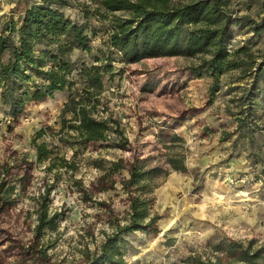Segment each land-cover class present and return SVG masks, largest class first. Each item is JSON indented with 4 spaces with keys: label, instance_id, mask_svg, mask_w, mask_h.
Returning <instances> with one entry per match:
<instances>
[{
    "label": "rangeland",
    "instance_id": "1",
    "mask_svg": "<svg viewBox=\"0 0 264 264\" xmlns=\"http://www.w3.org/2000/svg\"><path fill=\"white\" fill-rule=\"evenodd\" d=\"M35 1L0 0V28ZM70 2L74 7L62 11L86 25L90 46L70 54L81 62L68 75L73 85L28 101L16 116L0 100V264H190V256L223 257L231 242L253 240L252 249L264 248V99L245 96L252 67L264 55V28L253 30L264 18V0H230L235 21L227 47H243L249 56L216 80L197 68V56L124 61L108 36L110 16L128 13L100 19L92 14L97 0ZM243 15L248 18L238 21ZM92 65L102 82L92 116L110 119L111 127L99 141L76 135L69 110L73 89L91 108L81 90L83 71ZM257 86H264L262 77ZM33 140L46 144L47 159L37 160ZM178 158L184 169H170L168 161ZM137 160L144 170L158 169L145 194L157 231L120 235V255L98 262L111 224L124 223L136 194L123 183ZM43 212L51 222L38 228ZM259 261L264 264V253Z\"/></svg>",
    "mask_w": 264,
    "mask_h": 264
},
{
    "label": "trees",
    "instance_id": "2",
    "mask_svg": "<svg viewBox=\"0 0 264 264\" xmlns=\"http://www.w3.org/2000/svg\"><path fill=\"white\" fill-rule=\"evenodd\" d=\"M229 4L230 0H187L177 4L170 0H97L92 14L100 19H109V13L114 11L128 13L123 18L110 16L112 29L108 36L109 46L117 48L124 61L136 62L155 56H197L200 59L197 68L204 67L205 72L216 80L226 71L241 68L244 63L241 56H249L243 47L232 50L227 47L231 24L235 21ZM65 7L74 6L70 0H38L27 5L16 19L9 17L0 28V100L11 116L22 112L30 100H43L55 91L73 85L68 75L81 62L71 59L70 54L75 49L89 51L90 46L86 25L65 16L62 11ZM87 14L85 10L84 17ZM246 18V15L240 16L238 21ZM262 28L264 18L254 25L253 30L258 32ZM47 61L49 65H46ZM252 68L251 86L246 89L245 96L262 100L264 86L258 87L257 84L261 77L264 81V55ZM99 69L92 65L82 74L87 84L83 86L81 95H85L86 101H93L91 108L75 99L79 89H73L69 94L72 103L69 110L73 114L70 120L77 121L71 128L85 141L105 140L107 131L111 129L110 119L92 116L94 96L102 91ZM92 86L95 93L89 91ZM41 132L38 131L35 138L40 137ZM113 132L120 133L115 129ZM32 143L37 160L47 159L50 151L46 144L35 143V140ZM143 163V160H137L128 169L129 178L123 187L131 192L129 185L134 186L136 194L129 197V211L124 223L111 224L112 233L106 235L94 257L98 262H113V258L120 255L117 246L120 235L134 230L157 231L155 222L158 217L151 214L150 200L145 194L150 191L149 179L158 169L144 170ZM168 164L170 169H184L181 158L171 159ZM38 220V228L51 222L44 212L39 214ZM252 244L253 240H249L247 245L231 242L223 249V257L215 255L214 259L203 260L200 256H190L187 261L190 264H261L259 259L264 248L252 249Z\"/></svg>",
    "mask_w": 264,
    "mask_h": 264
}]
</instances>
